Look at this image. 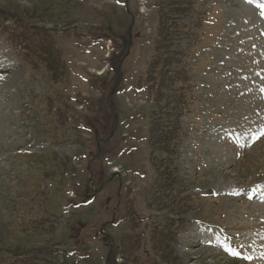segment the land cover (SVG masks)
I'll use <instances>...</instances> for the list:
<instances>
[{"label":"rangeland","instance_id":"374dc122","mask_svg":"<svg viewBox=\"0 0 264 264\" xmlns=\"http://www.w3.org/2000/svg\"><path fill=\"white\" fill-rule=\"evenodd\" d=\"M123 2L0 0V264H264V0Z\"/></svg>","mask_w":264,"mask_h":264},{"label":"trees","instance_id":"16d2710c","mask_svg":"<svg viewBox=\"0 0 264 264\" xmlns=\"http://www.w3.org/2000/svg\"><path fill=\"white\" fill-rule=\"evenodd\" d=\"M162 21H163V19L161 20V25H162ZM159 27L161 28V26H159ZM170 38L171 37L168 35V37H166L165 41L169 42ZM162 44H164V42ZM172 79H173V77H171L169 79V80H171L170 82L166 80V82H167V84H169V86H171V83L173 81ZM182 97H183V95H181L178 104L175 105L174 107L173 106L171 107V110L169 109L167 111V109H164L161 113H157L156 115H153L152 118L150 119L151 120V128H150L151 132H149V133L151 135V142L152 143H151L150 146L152 147V149H158V145L157 144H159L158 143L159 140L162 141L163 138L160 136L158 141H157V139H158L159 135H162V132L164 133L165 131L169 132V130H171V131L175 130L176 125H177L176 124L175 115L176 116L179 115L181 113V111H182L181 105H180L182 103ZM169 134H171V133H168L167 136ZM172 139H173V137H172ZM165 140H163V143H164Z\"/></svg>","mask_w":264,"mask_h":264},{"label":"water","instance_id":"95a60500","mask_svg":"<svg viewBox=\"0 0 264 264\" xmlns=\"http://www.w3.org/2000/svg\"><path fill=\"white\" fill-rule=\"evenodd\" d=\"M129 38V37H128ZM127 46V45H126ZM119 66H120V62H119ZM115 74H116V76L118 75L117 74V71L115 72ZM112 94H113V91L109 94V96H108V101L111 103V96H112ZM112 108V104H110V109ZM106 140H101V142H105ZM99 144V143H98ZM110 250H112V247H111V245H110V249H109V253H108V255H107V261H106V263L107 264H109V258H110V254H111V251Z\"/></svg>","mask_w":264,"mask_h":264},{"label":"bare ground","instance_id":"6f19581e","mask_svg":"<svg viewBox=\"0 0 264 264\" xmlns=\"http://www.w3.org/2000/svg\"><path fill=\"white\" fill-rule=\"evenodd\" d=\"M114 172V171H113ZM259 192V191H258ZM258 192H254L252 195H251V198L252 199H257V197H259V195H260V197L263 195V197H264V193L263 194H260V193H258ZM240 197H242V195H240ZM262 201H264V200H262Z\"/></svg>","mask_w":264,"mask_h":264}]
</instances>
